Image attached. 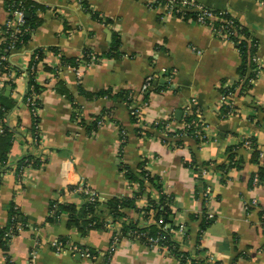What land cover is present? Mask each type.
Wrapping results in <instances>:
<instances>
[{
  "label": "crops",
  "instance_id": "crops-1",
  "mask_svg": "<svg viewBox=\"0 0 264 264\" xmlns=\"http://www.w3.org/2000/svg\"><path fill=\"white\" fill-rule=\"evenodd\" d=\"M85 1L88 10L80 0H37L46 8L39 13L43 22L32 40L12 53L9 60L12 67L25 73L33 52L45 49L47 54L40 75L41 82L47 81L41 96L44 140L40 146L33 142L31 114L24 104L26 80H19L14 90L5 92L16 106L5 120L13 145L8 155L11 169L0 184V225L8 224L11 204L20 209L26 223L10 242L12 263L179 264L170 252L128 238L120 239L109 259L107 251L114 230H92L82 238L75 228L68 227L66 214L50 221L54 201H68L81 208L82 198L64 194L67 187L80 182L104 199L133 197L140 186L130 183L121 167L139 173V164L143 163V170L157 177L164 193L173 198L171 225L184 224L188 229L189 236L180 240L183 251L194 254L199 238V247L210 263L264 264V183L251 187L261 160L253 162V151L242 143L247 138L264 150V0H194L230 14L258 42L255 54L259 76L246 94L233 99L235 114L231 117L225 116L221 91L238 80L241 57L233 42L218 38L195 22L161 16L160 10L150 7L154 0ZM4 3L0 0V26L9 19ZM117 39L120 56L110 57ZM86 50L94 52L101 62L85 69L81 79L56 57L58 52L66 59H77ZM45 66L59 74L46 71ZM163 71H168L170 78ZM149 77H154L153 88L143 93ZM60 79L78 108L57 92ZM80 90H111L114 97L88 99ZM122 91L129 92L132 105L141 108L139 124L117 96ZM191 101L192 107L202 113L207 140L196 143L187 136L177 147L176 138L168 142L170 137L158 126L169 123L181 129ZM75 110L86 121L105 112L108 117L97 132L88 135L75 120ZM121 130H125L127 139L120 150ZM229 148H233L241 168L225 174L216 168L230 163ZM28 155H45L48 161L40 168H28L20 177L16 166ZM194 160L193 166H187ZM200 165L205 167V175L195 171ZM158 199L159 194L146 185L136 203L139 211L128 210L129 218L141 225L155 223V210L149 201ZM254 199L256 206L252 205ZM204 216L211 223L202 230ZM163 222L160 219L158 226ZM61 238L90 248L99 255L97 260L57 254L52 244ZM6 257L0 248V264H7Z\"/></svg>",
  "mask_w": 264,
  "mask_h": 264
},
{
  "label": "trees",
  "instance_id": "trees-1",
  "mask_svg": "<svg viewBox=\"0 0 264 264\" xmlns=\"http://www.w3.org/2000/svg\"><path fill=\"white\" fill-rule=\"evenodd\" d=\"M82 5L88 10L89 5L85 0H80ZM5 9H9L12 6L14 8L19 7L24 10L25 13V24L21 26V34L19 35L20 38L16 42V48L20 49L24 46H26L33 38V34L35 33L36 29L42 24L43 19L39 16V13L45 12L46 8L37 2V0H5L4 3ZM207 10L212 12L218 19L215 21V25L217 27L223 26L225 24L224 21H231L233 23V27L236 28L238 34L242 36V38L235 36L233 37V40L235 42L236 47L239 50L240 57H241V65L238 69V77L243 78L245 76L252 77L253 72H250V69L254 68V64H250L249 58L250 56L254 55L256 53L257 47L254 46V43L257 42L256 39H251L250 33L230 14L224 13L217 10H212L208 7H205ZM197 13L196 12H187L184 16V21H192L195 22L197 20ZM94 16H97V13L94 14ZM9 18H13V16H9ZM6 27L0 26V31H5ZM1 38V36H0ZM240 38V39H239ZM251 39V41H250ZM111 51L108 56L118 58L120 56L119 48H120V41L114 40L112 43ZM4 47V44H3ZM54 51H57L56 49H53ZM49 51V50H48ZM52 51V49H50ZM40 58L43 60L46 57V51L45 49H39L37 50ZM90 53L91 50H86L81 57L77 59H66L65 57H62V65L63 66H78L81 63H88L90 61ZM46 71L53 72V74H56L57 71L54 69L48 68L45 66ZM55 71V72H54ZM7 73H15V78L19 77L21 75V70H19L16 67H12L9 61L3 62L2 65H0V77ZM35 87V93L42 94L44 92V85H39L34 76H31L29 80V86ZM17 86V83L14 79L9 80L6 83V86L2 89H0V120L3 122V125L5 127V130L2 134H0V184L3 181L4 175L10 171V167L8 165V155L9 152L12 149L13 145V137L12 133L10 132L8 126L5 123V120L7 118L8 113L13 110L16 106V102L12 100L10 97H7L5 92L10 87L11 90H14ZM153 88V86H152ZM252 88L251 85L247 84V81L245 84H243L242 89L238 94L244 95L246 94L250 89ZM56 90L59 94L63 96H67L69 100H71V104L74 108H78V104L75 101V98L71 96L69 93V90L67 89L66 83L64 80H58ZM159 90V88H158ZM229 90V89H228ZM231 91H234L233 88H230ZM229 90V91H230ZM227 92V89H223L221 91L222 94H225ZM31 91L28 89L26 91V94L24 95V104L26 101V98L28 95H30ZM81 95H85L88 99L93 98H100V97H107L112 98L114 95L112 94L111 90H103L96 93H90V92H83V90H80ZM117 96L120 98L122 102H128L130 104L133 103V98L129 92L122 91L117 94ZM225 114L227 113L228 109L224 107ZM261 111L264 115V108H261ZM108 116V113H102L100 115L94 116L90 121H86L81 114V119L78 122V124L85 129L86 134L93 135L95 132H97L101 127L99 125V122L101 121L103 116ZM194 117L188 118V120H192ZM133 121L136 123V119L133 118ZM264 122V117H263ZM264 125V123H263ZM158 128L161 129L160 126ZM162 130V129H161ZM196 129L192 128L188 130L189 133L192 134L193 139L196 141V143H200V139L193 136L194 131ZM170 138H167L168 140H172L174 136L171 134L169 136ZM175 139V138H174ZM176 143V146L179 147L183 145L184 138H177L174 140ZM169 142V141H168ZM228 159L230 163L228 165L218 166L216 169H220L223 173H227L228 170L233 168H241L240 163L235 160L236 154L233 152V148L228 149ZM48 159L47 156L41 155L39 157H36L34 155H28L24 157L22 160L19 161V163L16 166V175L20 176L21 172L23 170H27L28 168H40L44 165H46ZM253 162L258 163L259 161V152L253 151ZM195 163V160L191 164H187V166H193ZM195 167V166H194ZM205 167H195V171L199 172ZM122 170L125 171V177L130 183H138L139 191L135 192L133 194V197L129 196H118L110 199H96L95 201L91 202L87 200V197L84 194H77L76 197L83 199V205L79 209L78 206L74 203H70L68 201L65 202H58L54 201L51 203V218L50 221L55 222L60 215L66 214L68 217V227L69 228H75L80 237L85 238L87 234L92 230H106V224H108V221H111L114 225V234H117L118 238H128L131 240H137L140 241L150 247H152L151 243L148 242L147 237L152 238H158L160 236V245L163 247H166L167 250L170 252L171 255H173L180 264H184L187 259L191 260V264H213L208 262L209 257L204 256V249H201L200 246V239L197 238V250L194 254L190 252L183 251L182 248V242L178 240L177 236L175 235L172 230H177L176 226H172V213L170 209L171 202L173 201L172 196H168L164 193V188L161 182H159V179L157 177H153L150 174H148L146 171L143 170V163L139 164L140 172L137 173L136 171H133L129 167H121ZM127 169V170H125ZM224 174V175H225ZM259 178L260 183H264V168L260 166L259 170ZM21 177V176H20ZM20 179V178H19ZM146 185H148L151 189L156 191L159 194L158 201H149V204L151 206V209L155 210L154 219L155 223L148 224L145 223L143 225L139 224L138 222H134L132 219L129 218L127 211L128 210H136L137 209L136 203L141 198V195L144 193V190L146 188ZM73 186H69V188H72ZM251 187H254L253 185V178H252V184ZM150 210V207L147 208V211ZM264 214V212H263ZM163 219L162 225L157 224V222ZM211 223V219H208L207 216H204L202 223H201V229L205 230ZM165 225H169L170 229L167 231L162 230ZM18 226L22 227V229L25 228L26 223L24 221V218L22 217V214L20 212V209L15 205L11 204L9 208V222L5 226L0 225V248L7 254V262H9L10 256H9V246L10 242L13 237L19 235ZM119 227V229H118ZM11 232L13 234V237L7 236V233ZM62 240H67L65 238H61ZM85 247L84 245H80ZM92 251V250H91ZM93 252V251H92ZM96 253V252H94ZM8 264V263H7ZM215 264H220L219 262Z\"/></svg>",
  "mask_w": 264,
  "mask_h": 264
},
{
  "label": "built area",
  "instance_id": "built-area-1",
  "mask_svg": "<svg viewBox=\"0 0 264 264\" xmlns=\"http://www.w3.org/2000/svg\"><path fill=\"white\" fill-rule=\"evenodd\" d=\"M150 7L153 9H158L161 12V16L166 17V18H179L184 20V16L187 12H196L197 13V20L195 21L196 24L207 27L209 28L218 38L223 39L226 42H234L233 37L240 36L236 30L235 27H233V23L231 21H224L225 24L223 26L217 27L215 25V21L218 19L212 12L207 10L205 6L197 3L194 0H154L151 2ZM7 13L10 16H13V18H9L5 24L6 30L5 31H0V65L3 64L5 61H9L10 57L13 55L17 48H16V42L20 38V34L22 32L21 26L25 24V13L24 10L14 6L9 9H7ZM239 38V39H240ZM4 44V47H3ZM255 47H258V42L254 43ZM56 57L59 60H62V56L60 53L56 52ZM258 58L257 54H254L250 56L249 62L250 64H254V68L252 70L250 69V72H253L252 77H249L248 75L239 78L237 82L233 84L231 88L234 89V91L227 90L225 94L222 95V102L225 105L224 107L228 109L227 113L225 114L226 117H231L235 114V108L233 105V99L236 97V95L240 92L242 89L243 84L247 81L248 85L253 86L255 82L257 81V78L259 76V67H258ZM101 62V59L95 55L94 52L91 51L90 53V61L88 63H81L78 66L72 67V66H64V67H69L71 70H73L77 76V78L81 79L83 75V71L87 68H89L91 65L96 64ZM62 64V62H61ZM44 69V59L42 60L38 54L37 51L33 52L30 56V62H29V67L28 70L25 73H22L19 77L15 78V73H7L4 74L3 76L0 77V89L4 88L6 86V83L14 79L15 82L17 83L19 80H26V91L30 89L31 93L28 95L25 101V105L30 111L31 114V119H32V136H33V142L36 146H40L43 143L44 140V134H43V125H42V118H41V113H42V100L41 96L42 94H37L35 93V87L29 86V80L31 76H34L36 82L39 85H46V82H41L40 80V75L41 72ZM59 74L58 72H56ZM165 75H167L170 78V73L168 71H163ZM56 75V74H54ZM154 81V77H149L148 79L145 80V83L142 87V92L145 93L152 87V83ZM26 91L24 95L26 94ZM127 105L131 117L136 119V122L139 124L141 121V108L133 106L132 104L125 102ZM193 106V103H191L187 106L185 110V120H184V125L181 129H175L172 128L169 123H161V129L162 132L166 136H171V134L174 136V138H184L187 136H192L191 133L188 132V130L195 128L196 130L194 131L195 137L199 138L201 142H204L207 140V134H206V129L207 126L205 124V121L203 119L202 113L199 109H195ZM108 116H103L101 121L99 122L100 127H102ZM194 117L192 120H188V118ZM81 119V113L78 110H75V120L79 122ZM5 130V127L3 125V122L0 120V134H2ZM121 138H120V150L124 143L126 142V132L125 130H121ZM243 146L252 150V151H258L259 152V159L261 160L260 164L261 167L264 168V150H259L258 146L256 143L250 139L243 138ZM206 170L202 169L201 173L202 175H205ZM20 176L25 175V170H23ZM260 183V178L259 174H255L253 176V185L258 186L262 185ZM73 186L72 188L67 187L64 190L65 195L69 196H76L77 194H84L87 197L88 201H95L96 199H101L104 200V198L93 192L85 182H80L76 185H71ZM209 190H207L208 194ZM257 200L254 199L252 201V205L256 206L257 205ZM162 225V224H161ZM261 225L264 228V214L262 215L261 218ZM106 228L114 230V225L112 224L111 221H108V224H106ZM170 227L169 225H165L162 230L167 231L169 230ZM22 227L18 226V231L19 234L22 232ZM172 232L175 233L177 236L178 240H182L186 237L189 236V232L187 227L184 224H181L177 227V230H172ZM7 236L13 237V234L11 232L7 233ZM147 240L149 243H151L152 248H155L157 250H163L167 251L166 247H163L160 245V236L158 238H152V237H147ZM120 242V239L118 238L117 234H113L112 240L110 247L107 251L108 258L110 259L111 256L116 252L118 248V243ZM55 252L59 255L61 254H67L72 257L79 256L80 258L87 259L89 261H95L98 258V254L94 253L91 251L90 248L88 247H83L80 246L79 244H73L68 240H62L59 239L55 241L52 244ZM178 261V260H177ZM8 264H13L12 261L10 260L7 262ZM179 263V261H178ZM33 264V260L31 262ZM180 264V263H179ZM184 264H191V260L187 259V261Z\"/></svg>",
  "mask_w": 264,
  "mask_h": 264
},
{
  "label": "water",
  "instance_id": "water-1",
  "mask_svg": "<svg viewBox=\"0 0 264 264\" xmlns=\"http://www.w3.org/2000/svg\"><path fill=\"white\" fill-rule=\"evenodd\" d=\"M162 81H164L165 82V80H162ZM154 84H155V82H154ZM8 93H9V91L11 90V88L9 87L8 89ZM178 114H180L181 115V112H178ZM201 174V173H200ZM200 184H201V182H200ZM77 258L79 259V256H77Z\"/></svg>",
  "mask_w": 264,
  "mask_h": 264
}]
</instances>
